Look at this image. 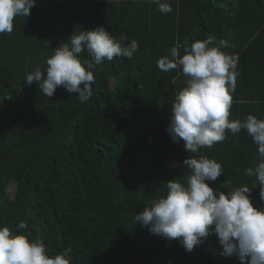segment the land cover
<instances>
[{
    "label": "trees",
    "instance_id": "trees-1",
    "mask_svg": "<svg viewBox=\"0 0 264 264\" xmlns=\"http://www.w3.org/2000/svg\"><path fill=\"white\" fill-rule=\"evenodd\" d=\"M168 2L173 11L162 14L150 0H36L28 17L14 18L11 34H0V227L42 239L50 258L71 247V264H240L221 255L214 234L189 253L135 216L167 195L168 181L187 185L183 160L190 156L222 164L223 174L206 181L214 190L247 186L253 206L264 208L257 178L245 174L260 162L252 137L226 130V140L198 153L174 143L171 108L189 77L180 67H157L172 47L183 56L211 37L210 46L239 56L229 119L264 120V0ZM97 26L139 48L132 59L114 57L91 69L88 101L62 86L48 98L37 84H25L72 34ZM79 59L92 61L87 50ZM21 221L27 229L16 228Z\"/></svg>",
    "mask_w": 264,
    "mask_h": 264
},
{
    "label": "clouds",
    "instance_id": "clouds-1",
    "mask_svg": "<svg viewBox=\"0 0 264 264\" xmlns=\"http://www.w3.org/2000/svg\"><path fill=\"white\" fill-rule=\"evenodd\" d=\"M150 3L157 5L162 14L173 11L168 0H150ZM35 6L36 0H0V34H11L14 18L28 17ZM69 41L70 45H60L47 58L45 71L36 67L29 72L25 84H37L48 98L62 86L84 103L93 94L95 78L91 69L114 57L132 59L139 48L136 40L125 44L126 36L114 37L102 26L72 34ZM212 44L211 37L197 40L190 49H185L183 56L177 45L157 60L161 71L180 67L189 77L187 86L177 93L172 104L167 132L174 143L182 140L188 153H198L201 148L211 149L226 140V130L236 135L245 129L258 146L260 160L255 168H247L245 174L257 178L260 197L264 200V120L251 114L243 122L229 119L232 93L236 91L239 76V56L225 53ZM220 45L228 46L223 40ZM85 50L94 62L79 59ZM183 165L190 170L187 185L176 179L168 181L167 195L136 214L137 224L167 241H178L189 253L214 234L222 247L221 255L235 256L240 264H264V208L253 206L251 190L241 186L225 193L210 187L206 181H216L224 172L222 164L214 159L190 156L183 160ZM16 228L27 229L28 224L21 221ZM71 253L69 247L50 258L42 239L30 242L25 235H14L8 227H0V264H71Z\"/></svg>",
    "mask_w": 264,
    "mask_h": 264
},
{
    "label": "rangeland",
    "instance_id": "rangeland-1",
    "mask_svg": "<svg viewBox=\"0 0 264 264\" xmlns=\"http://www.w3.org/2000/svg\"><path fill=\"white\" fill-rule=\"evenodd\" d=\"M7 190H8L9 196L12 197L13 194L15 193V191H16V184L15 183H11Z\"/></svg>",
    "mask_w": 264,
    "mask_h": 264
}]
</instances>
